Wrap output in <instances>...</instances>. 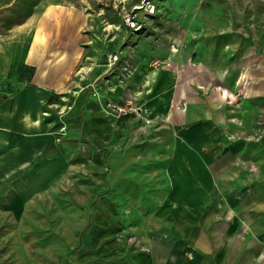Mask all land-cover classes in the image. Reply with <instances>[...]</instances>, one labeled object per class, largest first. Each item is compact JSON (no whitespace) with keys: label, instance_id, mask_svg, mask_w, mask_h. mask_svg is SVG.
Listing matches in <instances>:
<instances>
[{"label":"rangeland","instance_id":"1","mask_svg":"<svg viewBox=\"0 0 264 264\" xmlns=\"http://www.w3.org/2000/svg\"><path fill=\"white\" fill-rule=\"evenodd\" d=\"M36 1L0 0V33ZM42 3L79 18L84 54L37 146L0 156V264H166L162 237L236 221L257 249L264 0Z\"/></svg>","mask_w":264,"mask_h":264},{"label":"crops","instance_id":"2","mask_svg":"<svg viewBox=\"0 0 264 264\" xmlns=\"http://www.w3.org/2000/svg\"><path fill=\"white\" fill-rule=\"evenodd\" d=\"M60 6L38 0L0 33V156L11 157L28 144L37 146L50 94L61 88L72 60L84 54V39L76 32L80 20L69 19V11ZM187 229L188 236L178 240L162 237L170 251L166 264H264V242L256 249L249 233L240 237L237 221L220 240L206 239L202 231L191 235Z\"/></svg>","mask_w":264,"mask_h":264},{"label":"built area","instance_id":"3","mask_svg":"<svg viewBox=\"0 0 264 264\" xmlns=\"http://www.w3.org/2000/svg\"><path fill=\"white\" fill-rule=\"evenodd\" d=\"M151 6L152 7H150V9H148L149 12L153 11V4ZM128 20H130V26H135V22H136L135 20L131 19L130 17H128Z\"/></svg>","mask_w":264,"mask_h":264},{"label":"trees","instance_id":"4","mask_svg":"<svg viewBox=\"0 0 264 264\" xmlns=\"http://www.w3.org/2000/svg\"><path fill=\"white\" fill-rule=\"evenodd\" d=\"M31 71V70H30ZM11 90V89H10ZM2 97V96H1ZM1 97H0V100H1Z\"/></svg>","mask_w":264,"mask_h":264}]
</instances>
